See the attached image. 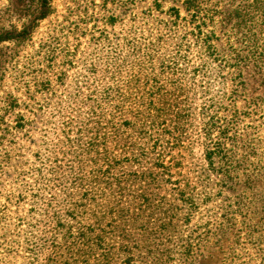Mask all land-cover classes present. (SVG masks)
<instances>
[{
	"label": "trees",
	"instance_id": "obj_1",
	"mask_svg": "<svg viewBox=\"0 0 264 264\" xmlns=\"http://www.w3.org/2000/svg\"><path fill=\"white\" fill-rule=\"evenodd\" d=\"M7 1L11 4L13 0ZM14 1L29 10L35 4L37 15L20 29L0 33V44L30 39L37 28L36 22L53 13L52 0ZM97 1L104 5L110 2L87 0L85 6L77 4L75 8L83 12V7L95 5ZM117 3L121 8L150 3L156 12H166L169 19L161 31L167 29V37L161 34L156 42L148 44L123 40L120 46L112 48L104 62L106 85L99 93L92 92L95 97L86 99L93 109L92 114L98 117L94 123H88L93 125L92 135L83 139L82 134H78L71 139L64 133L78 164L76 171L71 167L74 172L70 190L73 188L74 192L67 196L71 206L66 208L69 220L56 213L52 219L54 224L45 225L43 229L28 222V237L23 240L26 253L30 255L47 246L46 264H59V261L60 264H110L115 232L120 238L118 247L125 255L123 264H136L133 249L143 246L141 240L133 238L129 227L137 224H142V234L154 235L156 249L161 248L164 242L158 238L172 226L171 216L178 210L160 196L162 185L175 186L172 196L182 203L188 218L199 204L222 199L221 213L217 215L221 219L217 227L219 234H226L224 227H220L222 223L226 228H235L233 218L239 216V206L242 209L246 206L243 192L248 186L244 182V190L236 193L239 183L234 181L239 172L245 174L246 171L248 160L243 152L249 145L244 147L246 134L241 124L247 116H252L241 110L253 99L246 91L243 72L251 67L262 75L264 83V0H117ZM180 8L185 14L183 17ZM16 11L12 13L18 18L28 15L27 9ZM47 41L40 48L43 56L38 54L41 61L35 58L36 65H46L47 50L56 38ZM167 43L171 45L170 54L153 53L152 47ZM194 50L199 61L197 67L189 56ZM37 79L32 81L40 87ZM195 84L201 88L202 101L197 115L202 118L203 159L207 170L200 174V190L189 191L190 184L182 170L184 157L179 155V149L184 145L183 136L192 112L196 111ZM81 91L75 84L68 101L74 98L83 102ZM25 94L28 97L31 92ZM33 100L36 99L29 97L30 102ZM252 103L250 100L249 104ZM20 117L16 126L10 128V135L24 130L27 125L26 119ZM72 124L69 121L62 125L65 127L61 132ZM86 161L91 165L88 171ZM126 168L134 170L126 172ZM206 171L218 176L227 195L207 191L210 178ZM41 190L43 187L32 193L34 204L41 200ZM154 214L169 218L168 223L158 226L160 232H150L148 225L142 223ZM262 214L264 208L249 213L252 219ZM256 226L251 227L250 232L252 237L260 238L264 228ZM202 241L204 239L196 242L195 238L187 237L179 247L181 257H185L181 261L190 264L194 248L201 247ZM219 242L217 240L216 244ZM143 244L150 247L147 242ZM147 250L154 264L161 261V252L154 254V250ZM164 257L170 258V253H164Z\"/></svg>",
	"mask_w": 264,
	"mask_h": 264
},
{
	"label": "rangeland",
	"instance_id": "obj_2",
	"mask_svg": "<svg viewBox=\"0 0 264 264\" xmlns=\"http://www.w3.org/2000/svg\"><path fill=\"white\" fill-rule=\"evenodd\" d=\"M109 1L106 5L97 1L95 5L83 7L84 11L80 12L75 7L77 4L85 6L87 0H52L53 13L49 18L36 22L37 28L30 39L0 44V264H46L47 246L35 250L34 255L26 253L23 240L28 237L27 223L43 229L45 225L54 224L52 219L56 213L69 220L66 208L71 206L67 196L74 192L73 188L70 190L74 172H71V167L74 166L76 171L78 164L64 133L71 139L78 134H82L83 139L92 135L93 125L88 123H94L98 117L92 114L93 109L86 99L95 97L92 92L99 93L106 85V56L123 40L148 44L156 42L161 34L167 37V29L161 31L169 19L166 12H156L150 3L121 8L117 0ZM16 9H27L28 15L18 18L16 13H12L17 12ZM180 13L185 16L181 8ZM36 15L35 4L29 10L20 2L13 0L9 4L7 0H0V33L12 28L20 29ZM51 37L56 41L47 50L46 65H36L35 58H39L38 54L42 57L44 53L40 48ZM159 46L152 47L153 53L167 55L172 52L168 43ZM190 54L197 67L199 61L195 50ZM243 77L246 91L253 99L241 108L252 116H247L241 124L246 134L244 147L249 145V148L243 152L248 160L245 174L239 172L234 180L239 183L236 193L244 190V182L248 187L243 192L246 206L244 210L239 206V216L233 218L235 228H226L222 223L220 227H224L226 234L218 232L221 219L217 215L221 213L222 199H214L207 205L199 204L197 211L188 218L182 203L172 196L175 186L162 185L160 196L178 210L171 216L169 223L172 226L158 238L164 242L159 251L154 245V235L140 232L142 224L129 227L133 238L141 240L143 246L133 249L136 264H154L147 248L154 250V254H163L157 264H188V261H181L185 257H181L179 248L187 237L195 238L196 242L204 239L201 247L194 248L190 264H264V230L260 238L252 237L250 232V228L256 225L264 228V214L259 216L260 221L249 215L251 211L264 208V83L262 75L251 67L244 70ZM33 78L40 80V87L35 86ZM75 84L82 90L83 102L74 98L68 101ZM195 85L196 111L192 112L183 136L184 145L179 149V155L184 157L182 170L190 184L189 191L200 190V174L207 170L203 159L202 118L197 115L202 101L201 88ZM27 91L31 92L28 97ZM29 97L36 100L30 102ZM250 100L253 101L251 105ZM102 110L105 112L106 107ZM20 116L26 119L27 125L24 130L10 135V128L16 126ZM69 121H72V126L64 128L62 133L65 127L62 125ZM90 166L86 161L85 170L88 171ZM206 175L210 178L207 191L227 195L218 176L210 171H206ZM39 187H43L41 200L34 204L31 195ZM168 220L164 215L154 214L142 223L148 225L150 232H160L158 226L162 222L168 223ZM115 233L117 237H114L116 243L110 264H123L125 255L117 244L120 242L119 234ZM217 240H220L218 245ZM166 252L170 253V258L164 257Z\"/></svg>",
	"mask_w": 264,
	"mask_h": 264
}]
</instances>
